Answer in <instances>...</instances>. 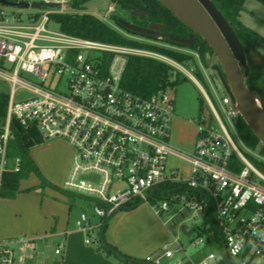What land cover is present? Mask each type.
<instances>
[{"label":"built area","instance_id":"built-area-1","mask_svg":"<svg viewBox=\"0 0 264 264\" xmlns=\"http://www.w3.org/2000/svg\"><path fill=\"white\" fill-rule=\"evenodd\" d=\"M38 1L59 6L28 19L0 8V77L11 84L6 115L0 119V197L6 173L21 168L20 157L9 154L18 131L16 120L23 132H35L43 141L63 139L73 146L64 188L94 199L95 216H111L136 199L152 205L149 192L154 187L186 182L212 198L226 254L238 264H264V167L255 166L240 150L212 99L207 96L211 111L204 109L194 118L193 150L183 153L171 141L177 117L175 86L146 96L122 84L131 55L163 61L174 72L181 70L180 62L149 48L52 29V14L74 13L77 8L72 0ZM114 10L113 3L110 11ZM219 101L237 131L236 103L226 91ZM171 157L189 162L186 175L170 162ZM174 199L178 202L172 205ZM171 206L172 217L188 210L192 217H202V223L208 213L204 199L186 194H171L170 200L152 205L160 216ZM77 226L92 243L95 225L88 214H81ZM38 240L27 235L0 237V264H40L46 252L38 250ZM201 242L205 239L194 244ZM62 247L55 252L61 253ZM174 255L166 244L163 254L149 255L146 261L161 264L164 257ZM221 258L222 254L210 252L199 264H219Z\"/></svg>","mask_w":264,"mask_h":264},{"label":"trees","instance_id":"trees-1","mask_svg":"<svg viewBox=\"0 0 264 264\" xmlns=\"http://www.w3.org/2000/svg\"><path fill=\"white\" fill-rule=\"evenodd\" d=\"M261 1L264 3V0ZM81 2L82 1L80 0H72V5L79 9L81 7ZM112 2L117 4V9L112 16L118 23V19L126 14H129L131 9L135 7H144L147 3H149L151 8L160 9L163 12L161 14L165 13L170 17L168 19L166 15H160L168 23L170 32L173 35L187 36L188 31H190L188 26L179 20L158 0H112ZM214 2L226 19L230 22L246 50L250 67L246 84L251 90H256L260 94L262 105L264 107V36L261 33L246 26L240 19L246 0H214ZM52 17L57 21V23H59L61 30L72 35L113 44L149 48L159 51L180 63L193 59V55L185 52L175 51L127 39L117 30L109 26L106 22L92 13L81 11L74 13H54L52 14ZM122 27L134 35L154 39L147 35L131 32L124 26ZM167 43L177 47H187L175 42ZM189 48L199 55L200 59L205 65H208L206 52H214L209 44L201 36L195 34L193 45ZM179 74V71L174 72L173 67L163 61L149 57L131 55L128 60L122 84L125 88L131 91L141 95L149 96L157 92L160 88H164L169 85L175 86L179 81ZM212 101L215 104L216 100L214 98ZM7 104L8 93L0 92V119L4 118L6 115ZM201 111H203V105H201ZM236 128L240 138L247 145L256 147L259 143H261L259 138L250 129L241 115L236 121ZM42 142V138L35 132H15L10 143L9 154L11 156L20 157L21 168L18 172L6 173L2 195L15 196L19 192L21 179L25 176H29V174L32 172L40 175L42 180L45 182V178L40 173L36 163L30 155L31 149ZM262 151L264 153V145ZM262 167H264V165ZM65 191L72 195V197L80 196L94 203V199L91 197L67 189ZM171 194H186L188 197L196 196L198 198L204 199L207 204L208 213L204 221L205 228L200 233L202 236L201 238H204L205 242L203 249L200 250L195 256L196 261L203 259L210 252H217L222 254L219 264H238L237 260L230 258L225 252L224 237L215 219L214 203L209 193L201 189L190 187L186 182H168L154 187L149 192L150 203L152 205H158L164 200H170ZM142 202L143 201L141 199H136L124 205L121 209H131L140 205ZM177 202L178 200L176 199L171 200L172 205ZM108 219L109 217L105 216L99 220L97 238H93V242L98 240L99 245L106 251V253L119 257L122 259L124 264H126L132 259L121 253L115 246L109 245L104 241V234L108 224Z\"/></svg>","mask_w":264,"mask_h":264},{"label":"crops","instance_id":"crops-1","mask_svg":"<svg viewBox=\"0 0 264 264\" xmlns=\"http://www.w3.org/2000/svg\"><path fill=\"white\" fill-rule=\"evenodd\" d=\"M191 76L197 82L195 77ZM172 134V143L175 147L190 148L192 151L197 134L194 118L191 121L176 117ZM48 142L44 148L48 151L47 153L39 154L37 153L39 150L31 149L30 155L46 183L61 188L60 191L66 190L64 184L72 167L74 148L63 139ZM171 159L175 161V157ZM54 165L55 169L52 171L50 166ZM35 174V172L29 174L35 176L32 183L21 184L20 182L19 185L20 189L34 187L33 190L18 192L15 196H8L1 201L0 236H17L27 233L39 238L38 241L43 242V246L46 247L44 250L46 253L40 264H124L119 257L106 253L98 240L92 243L86 242L88 235L77 226L80 218L77 215L74 216L73 212L76 200L69 201L66 195L58 193L47 185H43L46 186V195H42L41 186H39L42 184V178L39 176L41 178L39 179ZM47 195H52L59 201ZM146 203L149 204L145 202L131 209H120L105 229L104 241L132 259L126 264H154L152 261H146V257L149 255L157 257L163 254L164 246L172 235L166 221L162 220L152 205L148 207ZM12 217L17 219L12 221ZM99 220H101L99 217L96 221L90 218L91 224L95 225L91 234L92 238H97ZM60 245L63 247L61 253L57 254L55 249ZM53 246L54 252L48 253L46 249H51ZM172 259L173 257H164L161 264H175L179 261V264H194L193 260L184 261L183 256L177 258L175 262H171Z\"/></svg>","mask_w":264,"mask_h":264},{"label":"rangeland","instance_id":"rangeland-1","mask_svg":"<svg viewBox=\"0 0 264 264\" xmlns=\"http://www.w3.org/2000/svg\"><path fill=\"white\" fill-rule=\"evenodd\" d=\"M34 1V0H30ZM81 2V7L79 9H75V11H81V12H88L96 15L100 19H102L104 22H106L109 26L117 30L119 33H121L124 37L130 40H134L136 42L144 43V44H151L155 45L158 47H163L175 51H181L185 52L188 54L193 55V59L190 61H185L183 63H180L181 65V70L179 71V81L175 85V94H176V115L179 119L181 120H191L204 111V109L211 111V106L208 101L207 96L210 97V99H215V106L225 123L226 127L230 131L234 141L240 148V150L245 154V156L257 167L261 168L263 170V165H264V153H263V144L259 143L256 147H251L247 145L239 136L238 132L236 129H234L231 125L230 122L227 120L226 114L223 111V108L220 104L219 99L222 97V95L225 93V89L222 85V82L220 78L218 77L216 71L212 68V64L217 63V59L214 53H211L209 51L206 52V56L210 63L208 65H205L203 61L200 59L199 55L196 54L192 49L189 47H177L174 45H170L167 42L164 41H158L154 40L148 37H142L138 35H134L127 30H125L112 16L113 13L110 11V6L113 4L112 0H80ZM115 4V3H114ZM0 8L6 10L8 13H16L20 12L24 19H28L29 16H33L34 14L45 12L47 10H50V7H42L40 9H33V8H28V9H22L18 7H11V6H6V5H1ZM241 21L248 27L252 28L253 30L261 33L264 35V3L261 0H246L244 9L241 12L240 16ZM52 29H59L60 25L57 23L56 20H52L49 25ZM195 77L197 80V83L192 76ZM0 92L4 93H10L11 92V84L7 82L5 79L0 77ZM26 95V94H23ZM23 95L18 96V98ZM27 96V95H26ZM201 105H203V111H201ZM171 141H173V134L171 137ZM49 142L48 141H43L42 143L37 144L32 148L34 151H38L37 153H42L45 154L48 151L44 150L45 145H47ZM63 148V146L61 147ZM43 149V151L41 150ZM65 150V149H64ZM68 150V149H67ZM190 148H182L181 151L185 154H189ZM69 152V151H68ZM68 156V155H66ZM15 157V156H12ZM172 159H170V162ZM174 162V163H172ZM171 163L175 166H179V168L184 172V175H186L190 169V164L184 159H179L175 158V161H172ZM50 169L53 171L55 169L54 166H50ZM36 176H40L37 173L35 174ZM25 176L21 179V184L25 183H32L34 181L35 176ZM39 179H41L39 177ZM41 183L39 186L41 189V194L46 195L45 192V187L43 185L50 186L53 190H57L58 193L61 192L63 195H66L68 197L69 201H74L76 200V204L73 206V212L74 216L77 215L79 218L82 213L88 214V216L91 218V220L96 221L98 218L95 216L94 211H93V203L90 202L88 199H85L83 197H72L69 193H67L65 190L61 188L55 187V185H50L46 182H43L41 180ZM34 187L32 188H27V189H20L19 187V192H26V191H31L33 190ZM51 199L59 201L55 199L56 197L52 195H47ZM8 196L2 195L0 197V204L3 199H5ZM141 204H145L143 201ZM140 204V205H141ZM147 204V203H146ZM148 207L151 205L147 204ZM179 208V207H177ZM174 207H170V212L164 213L161 215L162 220L166 221V224L168 228L172 231V235L167 240V244L170 245L172 249L175 250V255L171 262H175L177 258L183 256L185 257L184 261H190L193 260L194 264H199L201 261L198 260L196 261L195 256L196 254L203 249L204 247V242H201L200 244L196 245L194 244V241H199V239L202 237L200 235L201 231L204 228V223H202V217H192L191 212L186 210L183 211L182 213H179L175 217L173 216L174 212ZM120 212V211H119ZM118 213V212H117ZM172 215V216H171ZM115 213L111 216H108V223L112 221L114 218ZM17 218L12 217V221H15ZM187 225L188 230L192 232L191 236H188L183 233L182 231V226ZM22 235H27L31 237H35L33 234H27V233H22L17 236H22ZM1 237V236H0ZM11 237V236H7ZM177 238V241L175 240ZM50 241V240H49ZM43 242L38 241V250L39 251H44L46 247L43 246ZM179 246H182V250H178ZM54 246L53 248H47L48 253H53L54 252ZM43 256L41 257L42 260ZM169 262V261H165ZM211 264H216L215 261H211Z\"/></svg>","mask_w":264,"mask_h":264},{"label":"water","instance_id":"water-1","mask_svg":"<svg viewBox=\"0 0 264 264\" xmlns=\"http://www.w3.org/2000/svg\"><path fill=\"white\" fill-rule=\"evenodd\" d=\"M159 1L192 30L188 38L165 33L164 24L151 23L148 27H141L123 18L119 19V23L131 32L187 47L193 45L195 34L201 36L212 48L217 58L218 63L213 65V69L216 70L225 91L236 103L241 117L264 145V107L260 94L256 90H251L246 84L250 72L246 50L214 0ZM0 4L22 9L59 6L38 0H0ZM208 63H210L209 60ZM13 124L20 133L23 132L16 120H13ZM187 228V225H183L182 231L191 236L192 232Z\"/></svg>","mask_w":264,"mask_h":264},{"label":"flooded vegetation","instance_id":"flooded-vegetation-1","mask_svg":"<svg viewBox=\"0 0 264 264\" xmlns=\"http://www.w3.org/2000/svg\"><path fill=\"white\" fill-rule=\"evenodd\" d=\"M116 9H117V4L115 3V10H114V12L116 11ZM161 13H163V12L160 9L151 8L150 4L147 3L144 7H140V8L135 7L133 9H131V11L129 12V14H126V15H124L121 18H123V19H125V20H127V21H129L131 23H134V24H136L138 26H141V27H148L151 23L164 24L166 26L165 33H167L169 35H172V36H176V37H182V38H188L189 37V34L192 32L191 29H190V31H188L187 36L173 35L170 32L168 23L161 16L166 15V17H168V19L170 17L167 16V14H165V13L164 14H161ZM152 38H154V37H152ZM194 38H195V36H194ZM155 39L158 40V41H162L163 40V39H160V38H154V40ZM217 63L212 64L211 65L212 68H213V65H215ZM214 71H216V70H214Z\"/></svg>","mask_w":264,"mask_h":264}]
</instances>
